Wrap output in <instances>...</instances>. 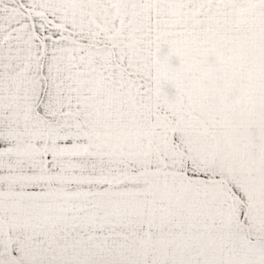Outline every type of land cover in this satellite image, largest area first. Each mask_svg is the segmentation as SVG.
Wrapping results in <instances>:
<instances>
[{"label": "snow or ice", "instance_id": "6c2138e0", "mask_svg": "<svg viewBox=\"0 0 264 264\" xmlns=\"http://www.w3.org/2000/svg\"><path fill=\"white\" fill-rule=\"evenodd\" d=\"M0 264H264V0H0Z\"/></svg>", "mask_w": 264, "mask_h": 264}]
</instances>
